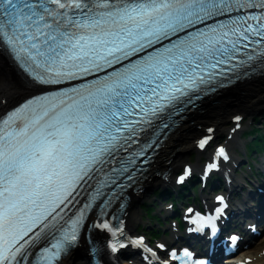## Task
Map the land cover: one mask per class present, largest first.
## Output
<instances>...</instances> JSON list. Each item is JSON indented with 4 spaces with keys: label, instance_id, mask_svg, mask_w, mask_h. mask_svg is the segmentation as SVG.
I'll list each match as a JSON object with an SVG mask.
<instances>
[{
    "label": "snow or ice",
    "instance_id": "6c2138e0",
    "mask_svg": "<svg viewBox=\"0 0 264 264\" xmlns=\"http://www.w3.org/2000/svg\"><path fill=\"white\" fill-rule=\"evenodd\" d=\"M0 50L38 88L10 109L0 100V264H59L89 213L112 252L128 246L103 190L124 187L118 179L155 144L141 134L156 120L264 63V0H0ZM207 131L201 150L214 139ZM221 160L224 146L205 175ZM215 199V215L188 208L191 222L215 230L227 207ZM129 243L152 264L144 237ZM184 258L172 251L162 264Z\"/></svg>",
    "mask_w": 264,
    "mask_h": 264
},
{
    "label": "bare ground",
    "instance_id": "6f19581e",
    "mask_svg": "<svg viewBox=\"0 0 264 264\" xmlns=\"http://www.w3.org/2000/svg\"><path fill=\"white\" fill-rule=\"evenodd\" d=\"M26 91H28L27 87L21 85L20 81L15 78L0 56V100H6V104L3 105V107L7 108L20 96L25 95L27 93ZM262 105H264V74L236 83L235 86L227 90V92L216 93L210 99L203 100L199 108L192 110L190 114L168 134L167 139L163 142L162 147L155 156L153 163H150V167H164L163 161H161L162 157L168 158V155L175 153L176 157L172 159V165H170L172 167L174 163L182 161L181 156H183L186 151L192 150L189 146V142H191V137L199 133V130L193 129L190 121H194V123L197 124H200V122H213L216 126L215 131L222 133V124L231 113L240 111L249 115L253 110ZM248 117L249 116H247V118ZM244 119H246L245 116H243V120ZM229 142L233 144L235 141L230 140ZM148 176L149 178L144 179L141 183L147 187L155 184L157 189L156 179L151 175H147V177ZM143 198L144 194L140 193L137 196L132 195L130 199V209L126 218L129 228L136 223L138 218L137 205ZM250 254L253 255L256 262L264 263V255L256 251H252ZM65 258L66 257L62 258V260L64 259L62 264H84V261L88 259L85 253L79 258L72 259L70 256L69 258Z\"/></svg>",
    "mask_w": 264,
    "mask_h": 264
},
{
    "label": "rangeland",
    "instance_id": "374dc122",
    "mask_svg": "<svg viewBox=\"0 0 264 264\" xmlns=\"http://www.w3.org/2000/svg\"><path fill=\"white\" fill-rule=\"evenodd\" d=\"M27 92V91H26ZM227 92V91H226ZM229 95V94H228ZM246 100H248V99H246ZM246 100H244V101H246ZM247 116H249L250 118H253L254 119V121H255V119L256 118H259V122L258 123H256L255 125L256 126H260L261 125V121L263 120H261V118H263V116H264V105H262V106H260L259 108H257V109H255V110H253L249 115H247ZM227 120V119H226ZM225 120V121H226ZM261 120V121H260ZM254 121H251L252 123H254ZM206 123H210V121H208V122H200V124H206ZM249 121H248V123H247V125H248V128H249ZM190 124H192V123H190ZM194 124H197V123H194ZM193 129H194V126L192 127ZM262 128V127H261ZM200 130V129H199ZM262 133H264V128H263V130L261 131ZM192 138V137H191ZM220 138V137H219ZM242 139H244V140H246V138L245 137H243ZM240 140V142L241 143H243L244 142V140ZM237 140V139H236ZM241 143H239V147H240V144ZM200 154H198V156H199ZM174 157H176V155H175V153H173V157H172V159L174 158ZM193 157V150L191 151H186V153L183 155V156H181V160H187V159H191ZM242 159H243V157H242ZM163 161V160H162ZM176 164H179V162H177V163H174L173 164V166L174 165H176ZM243 165V164H242ZM156 190V187H155V184L154 185H152V186H150V187H147V191H144V198L139 202V205H138V207L140 206V203H142L144 200H147L148 198H152V196L150 195L151 193L153 194L154 192H152V191H155ZM160 193H159V195L161 194V191H159ZM141 212V210L139 209V211H138V213H140ZM142 216H143V213H142ZM143 222H144V224H147V219H145V218H143ZM83 250V249H82ZM81 250V251H82Z\"/></svg>",
    "mask_w": 264,
    "mask_h": 264
},
{
    "label": "trees",
    "instance_id": "16d2710c",
    "mask_svg": "<svg viewBox=\"0 0 264 264\" xmlns=\"http://www.w3.org/2000/svg\"><path fill=\"white\" fill-rule=\"evenodd\" d=\"M261 119H263V120L261 121V125L264 126V116H263V118H261ZM258 120H259V118L256 119V123H258ZM254 130H258V128L254 127ZM263 144H264V133H259L258 135L253 136L252 139H251L250 141L247 142V153H248V154L251 153L253 149H254V150L256 149V150H258V151H259V150H263ZM159 193H160V192H156V193H155V196L161 198V195H163V194L171 195L169 192H167V193H163V192H161L160 195H159ZM168 195H167V196H168ZM144 209H146L147 215L150 216V214H149V210L151 209V207H145ZM154 218H156V217H154ZM156 219H157V218H156Z\"/></svg>",
    "mask_w": 264,
    "mask_h": 264
},
{
    "label": "water",
    "instance_id": "95a60500",
    "mask_svg": "<svg viewBox=\"0 0 264 264\" xmlns=\"http://www.w3.org/2000/svg\"><path fill=\"white\" fill-rule=\"evenodd\" d=\"M9 63V62H8ZM13 66V65H12ZM13 72L20 77L21 79H23L24 81H26V78L14 67H12ZM27 82V81H26Z\"/></svg>",
    "mask_w": 264,
    "mask_h": 264
}]
</instances>
